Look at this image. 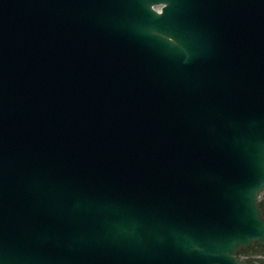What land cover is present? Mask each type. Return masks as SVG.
<instances>
[{
  "label": "water",
  "instance_id": "1",
  "mask_svg": "<svg viewBox=\"0 0 264 264\" xmlns=\"http://www.w3.org/2000/svg\"><path fill=\"white\" fill-rule=\"evenodd\" d=\"M151 11L0 0V264H245L264 248L239 246L264 232V0Z\"/></svg>",
  "mask_w": 264,
  "mask_h": 264
},
{
  "label": "snow or ice",
  "instance_id": "2",
  "mask_svg": "<svg viewBox=\"0 0 264 264\" xmlns=\"http://www.w3.org/2000/svg\"><path fill=\"white\" fill-rule=\"evenodd\" d=\"M154 2H156V0H145V6L147 8V11L150 12L152 15H154V14L151 11V5ZM161 39L166 41L167 44H169V45H177V43H178L176 37L173 34L162 33ZM261 186L264 187V184H262ZM258 217H259V214H258ZM259 219L261 221H264V219H261L260 217H259ZM241 230H243V229L238 228V227L232 228L228 233V237L230 234L235 233L237 231H241ZM247 232H248L250 238L248 240H246L244 242V244L239 245V246H246L247 243L251 242V239H259L261 243H264V232H251V231H247ZM235 250H236L235 247H232V248H230L229 252H234ZM228 264H237V262L234 259H232L231 256H229Z\"/></svg>",
  "mask_w": 264,
  "mask_h": 264
},
{
  "label": "rangeland",
  "instance_id": "3",
  "mask_svg": "<svg viewBox=\"0 0 264 264\" xmlns=\"http://www.w3.org/2000/svg\"><path fill=\"white\" fill-rule=\"evenodd\" d=\"M261 197V196H260ZM255 246H252L248 249H246L243 252H240V256L245 258V262L248 261V263L251 264H264V254L263 253H257V248L254 249ZM263 248V247H261Z\"/></svg>",
  "mask_w": 264,
  "mask_h": 264
},
{
  "label": "trees",
  "instance_id": "4",
  "mask_svg": "<svg viewBox=\"0 0 264 264\" xmlns=\"http://www.w3.org/2000/svg\"><path fill=\"white\" fill-rule=\"evenodd\" d=\"M259 206H260L262 214L264 215V192L262 193V195L260 197ZM255 248H257V251H256L257 253H263L264 254V248H261L258 246H255L254 249ZM248 264H251V263H248Z\"/></svg>",
  "mask_w": 264,
  "mask_h": 264
}]
</instances>
